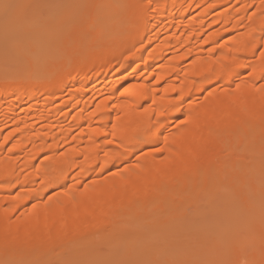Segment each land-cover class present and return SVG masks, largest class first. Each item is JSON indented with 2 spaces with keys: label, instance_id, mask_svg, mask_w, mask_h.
<instances>
[{
  "label": "bare ground",
  "instance_id": "obj_1",
  "mask_svg": "<svg viewBox=\"0 0 264 264\" xmlns=\"http://www.w3.org/2000/svg\"><path fill=\"white\" fill-rule=\"evenodd\" d=\"M112 1L79 3L71 15L78 35L56 45L53 39L59 58L44 54L46 60L37 66L29 58L27 66L0 68V251L8 250L17 261L24 260L27 249L47 254L70 247L74 258H90L99 249L90 245L93 237L110 242L115 225L125 230L134 222L144 224L165 196L184 213L211 187L206 178L194 176L205 163L217 162L212 187L240 180L217 138L233 142L238 129L249 144L264 142L248 137L251 129H264V85H259L264 81V0ZM15 13L21 19L25 6L21 3ZM51 16L49 33L31 17L18 25L30 26L34 38L47 43V34L59 32ZM1 22L8 31L7 20L1 17ZM97 26L102 36L93 31ZM219 81L228 88L210 91L201 103L189 102L184 124L166 135L186 101ZM157 144H163L164 157L140 156L124 171L87 182L92 169L127 163L134 149ZM194 156L198 162L191 164ZM70 177L73 183L66 186ZM250 181L255 183L254 175ZM185 188L189 193L183 200ZM200 241V255L218 248L214 239L208 246ZM235 251L246 254L242 245ZM260 251L241 259L264 264V245Z\"/></svg>",
  "mask_w": 264,
  "mask_h": 264
},
{
  "label": "rangeland",
  "instance_id": "obj_2",
  "mask_svg": "<svg viewBox=\"0 0 264 264\" xmlns=\"http://www.w3.org/2000/svg\"><path fill=\"white\" fill-rule=\"evenodd\" d=\"M19 1L20 3L16 2V0H13V2L11 0L10 4L16 6L11 11L0 8V35L4 34L7 29L1 22V17H4L9 24V26L7 24L9 29L4 34L7 43L1 42L3 41V35L0 36V68L3 69H18L25 64L29 65V63H36L35 66H37L42 64L48 56H50L48 59L52 60H55V57L56 59L59 58L58 54L61 52V48H59V53L57 52L58 49H54L53 39L56 45L59 43V40L65 41L71 34L78 35V30L71 20V15L74 14V11L81 1H83V3L87 1L85 4L89 5L92 0H34L33 3L31 0ZM21 3L25 6L26 13L19 19L15 12ZM85 11L87 12L88 10ZM51 15L56 16L54 18L57 19V27L54 29H57L59 32L55 35H51V37L49 36L50 34H47L48 36L44 35L48 44L43 43L45 41L41 43L37 36L34 38L35 36L32 35L33 33L31 31L32 29L29 28L30 26H25L22 22L18 25L19 20L21 21L25 17H31L38 23L42 31L49 33L52 28L50 25ZM82 20L81 22H85L84 16ZM70 24H73V28H71L72 26ZM99 28L100 26H97L93 31L95 33L100 32L99 34L102 36V31H100ZM103 37H106V35H103ZM229 38L230 36L222 41L229 40ZM18 40H20L21 43L20 47H18V49L21 48L19 50L14 46V43ZM48 40H50V42H48ZM63 41H60V44L61 42L63 43ZM49 44L53 45L50 47ZM32 47L34 49H32ZM44 48H46V50H44ZM50 48L53 49V51L50 50ZM32 50H34L33 53ZM52 52L54 54L58 53L57 56L56 54L52 55ZM19 53L21 54L19 55ZM44 54L48 56L46 57ZM11 57L13 59L12 62ZM29 58L32 60H29ZM24 60H26L25 63L23 62ZM28 60L31 62L28 63ZM192 61L182 65L189 66ZM237 83V80L234 81L232 87H235ZM259 85H264V81H261ZM226 88H228L226 83L222 81L214 82L205 87V92H200L186 101L183 107V113L180 114L177 119L170 120L171 123L164 130L165 134H169L176 127L184 124L187 117L186 111L190 103H201L210 91L218 90L223 92ZM262 131H264L263 125L256 129H251L249 134H247L249 138V135H252L255 138L262 137L264 140V134H260ZM217 133L218 137H220L223 131L219 130ZM232 135L233 142L223 143L220 141V138H217L215 144L226 149V160L230 162L232 169H235L238 173L239 176L237 179L240 180H233L232 182L225 183L219 188L212 187L216 176L215 164H217V162L211 160L205 163L200 168L194 170V176L196 178H202L201 180L206 178L211 182V187L208 192L198 194L200 196H196L194 199L195 205L186 209L184 213L180 212V214L176 211L175 207L172 205V199L165 196L162 202L157 206L160 210L158 211L155 209L150 212L144 220V224L134 222L125 230H120V224L115 225V240L110 242L102 239L99 235L93 237L90 240V245L92 247L97 246L99 249L96 253L90 255V258L89 256L86 258L82 256V259L74 258V249L70 247L65 248L64 252L62 249L60 253L56 252V249H53L47 254H42L38 252V250L32 249V251H30V249H27L23 254L24 260L17 261L10 256L8 250H3L0 251V264H246V260H242L241 257L244 259L246 257L245 255L248 256L253 250L259 255L264 245V236H258L260 232L264 231V188L260 189V187H258L260 183L264 186V142H256L255 140L257 144L254 142L252 143L254 145H252L250 142V145L247 140L248 138L246 139V136L241 134L238 129H236ZM214 147L211 148L212 151L214 149L216 150V146ZM258 147L261 148L262 152L253 154L252 150ZM162 148L163 144L141 149L133 148L134 152L129 162L126 163V161H124L121 165H111L107 169H92L87 182L96 178L103 180L115 173L124 171V167L129 165L130 162L133 163L140 156L157 154V156L159 155V157L162 158L165 156ZM63 150L64 149H62V151ZM120 153L123 156L127 154L126 150L122 149ZM48 154L45 153V155H42L37 162H40ZM198 159L197 156H194L191 160V164H196ZM250 175H254L255 183L250 181ZM224 177L225 179H230L227 174ZM72 183L73 180L70 177L66 186ZM185 190V197L183 200L187 199L189 193V188H185ZM55 192L58 191H53L51 195ZM29 207L30 205H27L25 209ZM160 216L161 218L158 219ZM176 231L179 232L178 236L174 235ZM185 233L188 235H185ZM135 239H142L146 243L143 245L137 243L136 245ZM190 239L195 240L193 241L194 243ZM201 239H204L207 246L208 241L214 239L218 245L217 250L214 251L212 249V251L211 248H208L203 255H200L198 251L202 244L200 241ZM241 245L245 246L246 254L243 252L237 253V251H235ZM189 248L192 249V252H190L192 253V255L190 254L192 260L187 261L185 257H187V255L189 256V254L185 253L191 250ZM194 250L196 251L194 252ZM233 251H235V253H233ZM83 258L85 259L83 260Z\"/></svg>",
  "mask_w": 264,
  "mask_h": 264
},
{
  "label": "snow or ice",
  "instance_id": "obj_3",
  "mask_svg": "<svg viewBox=\"0 0 264 264\" xmlns=\"http://www.w3.org/2000/svg\"><path fill=\"white\" fill-rule=\"evenodd\" d=\"M15 5H12L7 2V0H3L2 3H0V8H3L4 10L11 11L15 8ZM260 55L264 56V52L260 53Z\"/></svg>",
  "mask_w": 264,
  "mask_h": 264
}]
</instances>
